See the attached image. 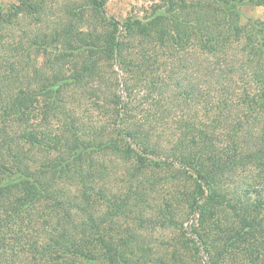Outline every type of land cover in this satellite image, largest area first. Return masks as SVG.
Segmentation results:
<instances>
[{
	"label": "trees",
	"instance_id": "trees-1",
	"mask_svg": "<svg viewBox=\"0 0 264 264\" xmlns=\"http://www.w3.org/2000/svg\"><path fill=\"white\" fill-rule=\"evenodd\" d=\"M18 1L0 18V25L17 24L23 14L35 26L29 31L30 39L24 40L23 33L17 40L1 42L8 57L0 62V119L6 122L0 129V264L23 258L28 264L156 262L146 252L144 239L137 235L117 240L110 235L111 228L105 233L103 225L133 215L130 201L135 196L114 198L110 205L99 199L100 192L93 187L107 178L110 168L103 161L99 165L84 159L88 151H109L126 160L136 157L143 164L152 151L149 139L156 129L147 124H153L155 113L150 114L145 106H132L133 100L122 102L118 81L108 93L104 76L106 69L114 71L116 61L128 75L133 69H146L147 61L138 65L126 61L124 52L134 46L125 38L133 36L175 51L187 50L194 39L197 41V84L190 71L192 65L186 60L183 69L187 79L181 80L182 91L173 97L180 105L197 102L195 123L181 119V127H171L182 138L193 135V139L180 138L177 145L197 140L203 147L201 152L180 148L189 154L180 152L179 158L189 167L197 164L196 172L206 184L196 190L190 206L208 216L224 213L220 220L225 227L218 240L205 243L212 264H224L223 260L264 264V187L259 189L264 182L260 176L264 173V22L243 25L240 15L242 7L264 5V0H162L167 4L154 9L150 17H135L123 24L107 17L108 0ZM148 57L144 55V60ZM40 58L44 61L39 63ZM70 85L92 91V99L94 93L109 107L116 128L108 139L95 142L97 136L92 134V141H84L79 123L76 132L55 135L43 126L22 127L23 118L29 123L31 114L45 127L61 120L57 116L64 114L62 94ZM99 93L107 95L101 97ZM24 136L32 146L30 150L21 146ZM6 141L15 142L16 149L3 146ZM244 144L250 151L241 155ZM34 147L41 148L34 151ZM51 150L57 154L53 161L42 159L43 163L33 165L32 155L39 158L40 152L45 155ZM226 157L230 162L225 163ZM244 162L256 167V177L262 181L254 187L236 183L232 195L227 191L224 195L222 186H216L218 173L234 170ZM243 187L247 189L244 198L236 197ZM71 189L78 192L73 206L80 215L65 212ZM94 200L98 207L101 203L109 206L104 216L89 211L92 206L88 204ZM144 202L146 199L139 204ZM218 203H224L228 212L219 210ZM136 209L139 214L143 212ZM244 257L243 263L239 261ZM157 263L161 264L159 260Z\"/></svg>",
	"mask_w": 264,
	"mask_h": 264
},
{
	"label": "rangeland",
	"instance_id": "rangeland-1",
	"mask_svg": "<svg viewBox=\"0 0 264 264\" xmlns=\"http://www.w3.org/2000/svg\"><path fill=\"white\" fill-rule=\"evenodd\" d=\"M18 4V0H0V18L9 14L13 10V6ZM166 4L162 0H108L106 15L108 18L115 19L123 24L128 19L135 17L139 19L150 17L154 9ZM240 15L243 25L255 21L264 22V5L259 3L246 5L240 9ZM16 22L17 24L13 25H0V62L8 57V53L1 48V42L8 43L13 39L17 40L23 33H25L24 40L30 39L29 31L31 32L35 26L33 20L23 16V14L18 17ZM121 30H124L123 27H121ZM125 42L134 46L132 51L124 52L126 61H131L135 65L147 61L146 66H144L146 69L136 68L131 70L128 75L116 61L114 71L106 69L104 75L107 81L108 93L112 92L113 86L118 81V93L122 102L133 100L132 106L139 108L145 106L150 114L155 113L153 124H147V126L152 125L156 129L153 134L156 133L149 139L152 151L147 154V163L139 164L136 157L126 160L120 158L124 156L112 154L109 151H88L84 155L86 161L91 159L98 164L103 161L104 166L107 164L110 168L107 172V178L93 187L95 192H100L99 199L107 200L110 205L114 198L121 197L123 200L135 196L133 201L129 200L131 209L134 208L133 215L129 219L120 217L112 225H108L109 223L103 225L105 233L106 229L108 231L111 228L113 234L110 235H114L117 240L131 234L144 239L147 245L146 252L148 251L153 261L156 262L138 261L134 264H159L157 263L158 260L161 264H212L205 243L213 238L218 240L221 234L220 231L225 227V223L220 220V218H223L224 213L220 212L221 215L208 216L204 215L199 209H191V197L200 185L206 184L200 177V173L196 172L199 168L197 164L194 167H189L187 163L179 158L181 153L189 154L188 151L181 152L180 148L188 147L190 151L201 152L203 147L200 141L197 140L196 143L188 140L186 145H177L176 141L180 138L190 139L193 135H185L182 138L181 134L177 133V129L171 130V127H181V121L184 119L191 125L195 123L197 102L180 105L177 100L173 101V97L182 91L181 83L183 81L181 80L187 79V74L183 69L186 60L192 65L190 71L197 84L199 77L195 66V63L199 60L197 41L194 39L187 50L180 49L177 51L172 47L163 49L158 42L147 43L136 36L125 38ZM144 55L149 57L144 60ZM32 59L35 58L32 57ZM43 61L41 58L39 59V63ZM88 91L85 92L78 86L70 85L62 94L65 100L64 114L57 116L61 120L58 122L52 121L50 126L45 127L40 118H36L35 114H31L29 123H26L23 118L22 123L24 124H22V127L29 128L38 125L42 129L48 128V131L55 135L60 134L61 131L76 132V124L79 123L80 129H78L84 132L81 136L84 141H92L94 139L92 134L97 136L95 142L102 141L100 139H108L113 128H116V125L113 126L114 117L106 103L98 99L94 93L92 99L89 94L92 91ZM99 94L101 97L107 95ZM26 110L30 113V109ZM160 113L164 116V120L163 118L160 119ZM166 113H170L168 117H166ZM29 115L24 114L25 117H29ZM189 115L190 117H188ZM248 121L249 119L246 120V122ZM4 123L6 122L0 119V129H2ZM71 128L72 130H70ZM167 133L172 134L168 136ZM21 141H23L21 146L25 150L32 148L25 136L24 140ZM121 141L122 138L117 142L121 143ZM3 146L16 149L15 142L6 141L3 142ZM132 146L136 149V155H140L138 147L133 143ZM40 148L34 147L33 150L37 151ZM242 148L244 150L241 151V155H245L250 151L246 144ZM53 149H57L56 146ZM54 152L56 151L51 150L48 153L46 152L45 155L40 152L39 158L30 153L33 165L37 166L36 163L41 164L45 159L53 161L57 156ZM227 162H230V160L226 157L225 163ZM256 172L255 166L244 162L243 165L235 166L234 170L229 169L225 173H218L219 179H217L218 184L216 186H222L221 192L224 195L227 192L232 195L231 191H233L236 183L250 184V187H254L255 183L261 182L262 178L258 180ZM260 176H264V173H260ZM261 187H264V182L260 183L259 189ZM242 189L243 192L236 193V197L242 196L244 198L247 189L246 187ZM70 192V198L67 199V205L64 207L65 212H75L80 215L79 210L73 206L75 204L73 198L78 192L75 189H71ZM109 199L111 200L109 201ZM142 199H146V202L139 204ZM95 200L93 204L89 202L88 205L92 206L89 211L94 213V216L99 214L104 216L109 206L106 203H101L98 207L99 204L97 205ZM205 203V200H203L202 205H205ZM136 204H139V207H135ZM223 204L218 203V209H224L228 212ZM136 208L143 209V212L139 214ZM210 211L209 207L208 212ZM262 251L264 253V247ZM245 259V257L239 258V261L243 263ZM223 263L230 264V260H223ZM10 264L28 263L23 258L21 261L10 262Z\"/></svg>",
	"mask_w": 264,
	"mask_h": 264
}]
</instances>
